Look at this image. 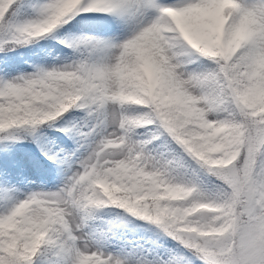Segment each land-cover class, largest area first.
Wrapping results in <instances>:
<instances>
[{
    "label": "snow or ice",
    "instance_id": "snow-or-ice-1",
    "mask_svg": "<svg viewBox=\"0 0 264 264\" xmlns=\"http://www.w3.org/2000/svg\"><path fill=\"white\" fill-rule=\"evenodd\" d=\"M102 17L134 26L110 42L61 39L78 59L0 80L3 138H37L75 110L96 119L80 136L98 138L57 191L0 214V264H156L86 231L109 207L187 264H264V0H0V53Z\"/></svg>",
    "mask_w": 264,
    "mask_h": 264
},
{
    "label": "rangeland",
    "instance_id": "rangeland-1",
    "mask_svg": "<svg viewBox=\"0 0 264 264\" xmlns=\"http://www.w3.org/2000/svg\"><path fill=\"white\" fill-rule=\"evenodd\" d=\"M28 3H39L42 0H27ZM163 3H179L182 0H161ZM251 3L254 0H247ZM134 25L122 23L113 17H102L97 19H84L73 22L72 27L65 31L60 30L55 38L41 39L38 42L28 45V55L18 54L15 56L0 57V80L13 79L17 76L26 75L34 71L36 66L44 68L60 67L70 64L78 59V54L65 48L58 39L77 40L85 37L114 41L117 37L123 38L128 35ZM9 59V60H7ZM201 67L207 69V62H201ZM74 118L81 121L83 125L69 130L64 138L55 131H44L39 135V147L42 150L37 155L24 154L19 156V151L14 152L10 143L3 144L0 151V214H3L11 205L24 199L31 192H52L57 191L67 181L68 177L77 168L90 151V145L94 139L87 140L80 136L81 131H87L95 123V117L87 116L83 110H75ZM79 122L76 123V125ZM140 132L141 139H150L152 130ZM5 141V140H4ZM52 154L56 160L47 159L45 151ZM9 156V159L7 158ZM12 156L18 161L12 160ZM115 216L107 224L102 219L89 222L86 231L93 239L107 237L108 251L116 252L123 249L125 253L132 254L133 259H147L159 264L160 260H172V248L168 241L129 239L124 229ZM119 227H115V226Z\"/></svg>",
    "mask_w": 264,
    "mask_h": 264
},
{
    "label": "trees",
    "instance_id": "trees-1",
    "mask_svg": "<svg viewBox=\"0 0 264 264\" xmlns=\"http://www.w3.org/2000/svg\"><path fill=\"white\" fill-rule=\"evenodd\" d=\"M32 44V43H31ZM24 54L26 57L28 55V45L25 47H18L14 52H9V53H0V57H5V56H15L18 54ZM9 60V59H7ZM74 112V111H73ZM73 112H70L67 114L63 120L59 121L58 124H56L52 128L45 129L44 131L52 132L55 131L59 135L63 136L66 139H69V136H67L69 130L75 129L78 131L77 127H80L83 125L81 121L77 120L74 118ZM79 122L77 125L76 123ZM141 131H146L147 129H140ZM43 131V132H44ZM22 135V134H19ZM39 135L37 138H16V136L9 134L8 138L5 139L3 136H0V151L2 150L3 153L5 154L4 150L1 148L3 144L10 143L12 148L14 149V152L19 151V156L24 154H33L37 155L38 153L42 150L41 147H39ZM165 138H162L164 140ZM5 140V141H4ZM157 144L160 143V141L155 142ZM174 147V146H173ZM178 151V150H177ZM9 159V156L7 157ZM12 160L18 161V158H15L12 156ZM190 163V162H189ZM194 168L195 165H192ZM197 183L199 184L200 188L202 191L205 193L212 195L217 191L216 184L217 182L214 181L210 177L204 176L202 173L199 174V177L197 179ZM115 216V219H117L120 224V229H124L126 236H128L129 239L131 238H138L141 241L143 240H151L157 239L161 242L163 241H168L171 245L172 248V258L177 261V264H187L188 260L191 259L188 253H186L183 249H181L178 245H176L174 242L169 240L167 237H164L154 226L140 221L139 219L132 217L130 214H127L123 210L116 209V208H105L98 212L96 214V217L93 221H96L98 219H102L103 223L107 224L109 221L112 220V218ZM183 258V259H182ZM53 257H41L40 260L38 261V264H51V261L53 260Z\"/></svg>",
    "mask_w": 264,
    "mask_h": 264
}]
</instances>
